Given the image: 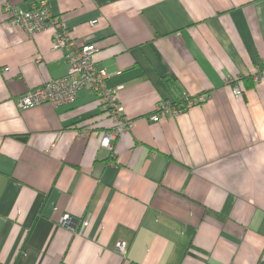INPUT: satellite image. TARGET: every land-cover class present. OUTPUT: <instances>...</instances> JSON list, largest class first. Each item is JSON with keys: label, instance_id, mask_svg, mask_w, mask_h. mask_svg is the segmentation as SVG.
<instances>
[{"label": "crops", "instance_id": "obj_1", "mask_svg": "<svg viewBox=\"0 0 264 264\" xmlns=\"http://www.w3.org/2000/svg\"><path fill=\"white\" fill-rule=\"evenodd\" d=\"M48 2L96 44L132 126L101 146L113 121L88 90L19 110L68 61L51 30L30 37L0 5V264H264V0ZM256 72L236 96L229 81ZM203 93L148 120L162 100ZM66 214L90 224L74 232Z\"/></svg>", "mask_w": 264, "mask_h": 264}, {"label": "built area", "instance_id": "obj_2", "mask_svg": "<svg viewBox=\"0 0 264 264\" xmlns=\"http://www.w3.org/2000/svg\"><path fill=\"white\" fill-rule=\"evenodd\" d=\"M2 10L8 14V25L17 26L32 37L44 30H51L53 35V49L65 52L68 64L63 76L52 79L49 82L31 88L16 97L15 103L19 110H25L34 106L48 104L55 108L74 103L82 90L95 93L102 104L103 109L113 121L112 127L107 129L101 137V146L112 149L118 137L132 126V121L124 114L118 100L116 90L107 86V80L112 73L106 67L98 66L96 57L98 47L94 43L80 44L75 40L60 15L54 14L48 0H29L27 8L19 7L9 0H0ZM96 25L97 20L90 22ZM262 75L256 72L252 79L258 82ZM236 96L242 94V89L236 80H230ZM207 93L197 96L184 95L183 103L162 100L148 115L151 122L157 121L168 115L177 116L191 107L207 101ZM113 158L116 157L113 155ZM114 164L115 161H112ZM60 224L83 233L90 224V216L83 220H76L66 214L60 220ZM117 250L126 255L128 244L119 242Z\"/></svg>", "mask_w": 264, "mask_h": 264}, {"label": "trees", "instance_id": "obj_3", "mask_svg": "<svg viewBox=\"0 0 264 264\" xmlns=\"http://www.w3.org/2000/svg\"><path fill=\"white\" fill-rule=\"evenodd\" d=\"M240 82H241V84L244 83V87H243V85L242 86L240 85L241 88H243L242 91H245L246 89L252 87L256 83V82H254V80L252 79V77L242 78L240 80ZM183 99H184V96H183V98L181 100H174V101L177 102V103H179V104H181V103H183Z\"/></svg>", "mask_w": 264, "mask_h": 264}]
</instances>
